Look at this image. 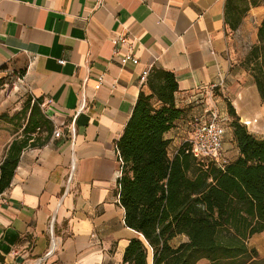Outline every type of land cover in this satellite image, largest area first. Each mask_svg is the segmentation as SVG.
Returning a JSON list of instances; mask_svg holds the SVG:
<instances>
[{"label":"crops","instance_id":"crops-1","mask_svg":"<svg viewBox=\"0 0 264 264\" xmlns=\"http://www.w3.org/2000/svg\"><path fill=\"white\" fill-rule=\"evenodd\" d=\"M230 5L247 9L237 14L236 30ZM263 20L264 0H0V74L14 67L28 98L52 100L43 113L63 130L23 151L0 194V264H124L130 243H145L125 222L117 144L139 94H151L141 77L154 67L175 75L176 107L184 110L164 135L171 156L209 120L211 104L229 118L227 100L240 123L264 139V106L252 76L233 63L231 35L256 43ZM120 35L129 41L121 53L138 64L113 55ZM229 125L227 163L239 156ZM17 137L0 132V152ZM185 242L181 235L170 245ZM147 264H154L151 248Z\"/></svg>","mask_w":264,"mask_h":264},{"label":"trees","instance_id":"trees-1","mask_svg":"<svg viewBox=\"0 0 264 264\" xmlns=\"http://www.w3.org/2000/svg\"><path fill=\"white\" fill-rule=\"evenodd\" d=\"M230 6L233 20L229 25L236 30L241 20L237 14L247 9ZM242 64L253 77L264 106V20L257 43ZM147 82L151 94H139L117 144L125 222L145 241L130 243L124 264H147L149 248L154 264H198L203 259L211 264H257L259 254L248 241L264 232V139L240 123L227 100L239 156L222 166L199 159L187 143L171 156L170 141L164 135L184 115L175 103L178 83L172 72L156 67ZM41 103L28 98L20 114L1 116L8 123H26L0 160V194L10 187L23 151L44 145L54 132ZM181 235L188 242L172 247L170 241Z\"/></svg>","mask_w":264,"mask_h":264},{"label":"rangeland","instance_id":"rangeland-1","mask_svg":"<svg viewBox=\"0 0 264 264\" xmlns=\"http://www.w3.org/2000/svg\"><path fill=\"white\" fill-rule=\"evenodd\" d=\"M233 34L234 33H231L232 40L234 42L232 53L233 63H235L234 65L237 68H240L241 71H245L247 74L251 75L247 70H245L242 63L251 51L252 47L257 42L253 43L250 35H248L246 39L242 40V36L240 34L235 37ZM19 78L20 77L15 71L14 67L5 68L4 73L0 74V132L5 131L10 134H17L18 136L22 134L23 126L25 125L26 121L22 120L20 123H8L7 120L1 119V116L4 115L8 118H11L17 114H20L26 102L28 101V96L27 94H24V90ZM215 94L217 95L219 93L215 91ZM229 119L233 120L231 116H229ZM232 145V142H227L226 147L229 148ZM230 149L227 151V153L232 151ZM6 151L7 150H4V153H6ZM226 163L227 159L223 152L218 164L223 166ZM178 242L179 239H176L172 242V245H176ZM248 245L250 248L257 250L259 254L258 262L256 263L264 264V233L253 236L251 239H249ZM198 264H210V262L203 259L199 261Z\"/></svg>","mask_w":264,"mask_h":264},{"label":"built area","instance_id":"built-area-1","mask_svg":"<svg viewBox=\"0 0 264 264\" xmlns=\"http://www.w3.org/2000/svg\"><path fill=\"white\" fill-rule=\"evenodd\" d=\"M112 43L114 47L113 55L119 57L122 65H126L130 62L133 64L139 63V59L135 55L131 53H121V48L129 45L127 37L120 35L119 37L115 38ZM60 63L64 64V61H60ZM147 78L148 73H144L141 77V82L145 83ZM19 81H22V79L19 78ZM101 85L102 79L99 80L96 89H99ZM215 88L216 87H214L213 90ZM35 101V99H32L33 103ZM52 103V100L41 103L40 107L42 111L46 106L51 105ZM85 107L86 103L81 105V107L78 109V113L83 112ZM206 113L209 115V120L197 123L195 125L193 137L187 142V144H189V151L195 154L199 159L215 161L218 163L224 150V136L226 134V127L228 126L229 118L222 115L215 103L210 105V108L206 110ZM69 134L72 137L74 136V127L69 129ZM53 135L54 137L59 138L63 136V130L59 127H54ZM2 159L3 153L0 152V160ZM72 167L74 170L75 165L73 164Z\"/></svg>","mask_w":264,"mask_h":264}]
</instances>
